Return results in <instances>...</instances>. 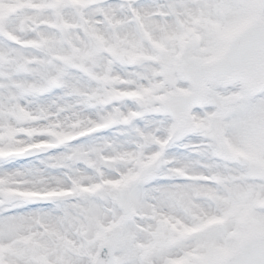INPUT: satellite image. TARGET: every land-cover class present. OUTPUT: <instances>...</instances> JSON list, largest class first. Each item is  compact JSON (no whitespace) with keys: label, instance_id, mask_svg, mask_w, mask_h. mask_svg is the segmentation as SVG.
<instances>
[{"label":"snow or ice","instance_id":"6c2138e0","mask_svg":"<svg viewBox=\"0 0 264 264\" xmlns=\"http://www.w3.org/2000/svg\"><path fill=\"white\" fill-rule=\"evenodd\" d=\"M0 264H264V0H0Z\"/></svg>","mask_w":264,"mask_h":264}]
</instances>
